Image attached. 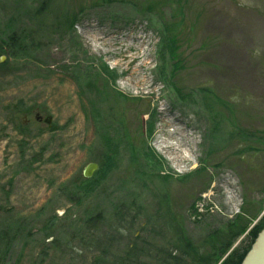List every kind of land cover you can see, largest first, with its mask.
<instances>
[{
  "label": "rangeland",
  "instance_id": "rangeland-1",
  "mask_svg": "<svg viewBox=\"0 0 264 264\" xmlns=\"http://www.w3.org/2000/svg\"><path fill=\"white\" fill-rule=\"evenodd\" d=\"M10 36L27 49L0 64V264H122L136 238L231 226L221 262L251 242L264 140L234 136L264 131V0H0Z\"/></svg>",
  "mask_w": 264,
  "mask_h": 264
},
{
  "label": "trees",
  "instance_id": "trees-1",
  "mask_svg": "<svg viewBox=\"0 0 264 264\" xmlns=\"http://www.w3.org/2000/svg\"><path fill=\"white\" fill-rule=\"evenodd\" d=\"M73 24V21H65V23ZM26 38L21 36L16 38L15 36H10L8 39L3 43L1 46L0 52L6 53L7 57H16L18 54L21 53V50H26L27 46L25 45ZM8 47V48H7ZM7 58V59H8ZM2 65V64H1ZM214 95V91L212 89L209 90ZM218 99V96H217ZM220 102L223 106L227 107L229 111L228 114L234 116V113L238 111L237 108L233 111L232 106L228 101H225L223 98L220 99ZM21 106H16L14 112L16 115L20 113H24L25 110ZM239 134L235 135L234 138H238L239 140H264V131L255 130L254 132L244 128V126L239 127ZM259 134V135H258ZM242 138V139H241ZM100 217V216H99ZM98 217L95 218V220ZM100 219V218H99ZM93 223L92 219L89 220L90 227L96 229L97 225L91 224ZM172 230H178V228L173 227V224H169ZM264 226V219L263 222L261 221L258 226H256L252 231L250 236L252 240L250 243H247L246 246H240L233 251L221 262L220 258L223 254H226L228 250L233 246L235 240L241 235L246 232V225L235 227L231 226L226 231L216 230L210 234L208 240L206 237L202 240L201 244H197L192 241L189 237L187 238L186 234L180 233L178 235L177 241L178 243L173 244L179 250L175 248H171V250H163L162 248H153L151 246L146 245V241L142 238H136V242L129 246L126 250V253L123 257L122 264H144L145 257L149 261L150 259H154L157 264H241L242 260L244 259L245 255L249 251L254 242L258 232ZM184 229V228H183ZM99 233V232H98ZM108 237V236H107ZM112 237V236H109ZM116 238V237H115ZM114 240V238H113ZM100 244L104 241L99 240ZM140 241V242H139ZM170 249V248H169ZM108 248L103 250V253H107ZM155 252V253H153ZM109 253V252H108ZM180 253L178 256L177 254ZM104 258H97V262L100 264H104ZM96 262V263H97Z\"/></svg>",
  "mask_w": 264,
  "mask_h": 264
},
{
  "label": "water",
  "instance_id": "water-1",
  "mask_svg": "<svg viewBox=\"0 0 264 264\" xmlns=\"http://www.w3.org/2000/svg\"><path fill=\"white\" fill-rule=\"evenodd\" d=\"M7 56H1L0 64L5 62ZM53 117L48 116L45 122L48 125L52 124ZM100 166L97 163H90L84 170L86 178H92L99 170ZM241 264H264V228L259 232L252 248L249 250Z\"/></svg>",
  "mask_w": 264,
  "mask_h": 264
},
{
  "label": "flooded vegetation",
  "instance_id": "flooded-vegetation-1",
  "mask_svg": "<svg viewBox=\"0 0 264 264\" xmlns=\"http://www.w3.org/2000/svg\"><path fill=\"white\" fill-rule=\"evenodd\" d=\"M42 118H43V115H41V113H39V111H38L37 112V120L43 121Z\"/></svg>",
  "mask_w": 264,
  "mask_h": 264
}]
</instances>
